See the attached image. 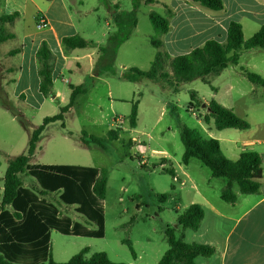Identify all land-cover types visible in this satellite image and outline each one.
<instances>
[{
    "label": "rangeland",
    "instance_id": "374dc122",
    "mask_svg": "<svg viewBox=\"0 0 264 264\" xmlns=\"http://www.w3.org/2000/svg\"><path fill=\"white\" fill-rule=\"evenodd\" d=\"M121 1L124 10L129 11L130 0ZM115 5L111 4V16L105 7H101L85 22L80 17L75 19L76 22L81 21L77 25L78 34L93 42L86 48V52L93 53V65L82 61L79 68H73L80 72L77 75L70 72L74 62L68 61L69 65L64 69L65 79L57 77L55 80L54 86L58 92L55 98H45L40 94L34 73H26L21 78L18 55L9 53L21 48L22 35L26 31L33 33L36 29L32 8L26 6L17 24L3 26L6 33L17 30L18 39L0 43V186H3L9 160L26 152L30 132L41 125L45 117L60 113L61 108L69 103L72 92L70 85L84 86L87 92L78 95L74 107L64 114V121L51 122L45 127L32 163L82 165L108 171L104 200L105 236L64 235L52 230V257L59 263L69 261L83 249L89 250L87 257L95 252H105L114 262L128 263L133 261V256L124 240H129L135 252L142 257L143 264H157L168 249L166 229L174 227L178 214L198 200L196 190L185 178L186 173L200 180L213 179L218 185L224 179L212 178L210 170L198 159H193L189 166L181 160L184 153L180 137L182 128H205L202 120L205 121L208 110L203 104L207 103L205 100L211 101V96L217 92L201 79L179 86L160 84L144 77L138 81L129 80L131 68H150L157 52L151 38L160 39V34L150 22L149 8L140 5L138 30L130 41L118 46L115 60L110 63L114 50L109 48V53L105 55L102 49L118 34L114 22ZM155 12L163 15L160 7ZM5 13L8 11L2 4L0 16ZM38 19L42 20L40 16L36 21ZM35 31L38 33L41 28ZM71 52L65 54L68 56ZM83 52L79 49L73 54ZM226 77L224 81L212 79V85L220 90L219 95H229L227 100L237 115L248 114L252 120L258 118L256 111L247 113L246 105L252 102V95L248 94L252 87L249 79L237 77L239 82L236 83L229 76ZM231 85L235 87L232 90L229 89ZM238 89L245 93L244 96L239 94ZM259 89L260 93H264V88ZM192 91L197 93L196 98L203 104L192 100ZM136 100L140 101L139 123L133 129L129 115L132 102ZM111 130L118 132L117 140L108 139ZM224 131L228 132L220 135L223 131L218 130L212 121L211 136L230 139V142L222 141V152L227 154L226 145L231 144L232 137L230 131L239 133L240 130ZM83 132L106 138L105 147L93 142L84 144ZM164 155L172 163L162 160ZM173 167L186 179L185 185L175 182L167 172V168ZM24 184L30 188L38 186L30 176H24ZM167 193H170L168 199L161 200L160 195ZM46 198L59 208L61 214L92 230L97 229L96 225L88 224L74 206L63 204L58 194L47 195ZM191 234L186 233L188 240Z\"/></svg>",
    "mask_w": 264,
    "mask_h": 264
},
{
    "label": "trees",
    "instance_id": "16d2710c",
    "mask_svg": "<svg viewBox=\"0 0 264 264\" xmlns=\"http://www.w3.org/2000/svg\"><path fill=\"white\" fill-rule=\"evenodd\" d=\"M3 0H0V6ZM152 3L154 0H133L132 9L117 11L115 5L114 22L117 26V35L111 38L107 47L102 49L103 54L114 50L113 60L120 44L131 37L138 22L140 3ZM202 6L220 11L224 8L222 0H193ZM103 5L111 6L110 0H100ZM19 13L0 16V43L13 39L15 36L3 30L5 24H13ZM172 11L167 8L163 16L155 11L149 12L150 22L160 35L170 31L168 17ZM37 25H41L40 19ZM152 45L157 49L151 66L148 70L136 67L130 69L134 77H144L158 83L179 86L182 83L202 79L210 84V76L220 74L229 65L237 64L243 50L264 48V25L249 40H244L242 25L232 21L227 30L225 42L215 39L208 40L203 46L191 50L187 54L171 56L163 48L159 38H151ZM93 44L82 36L70 35L62 38L64 53L76 49H86ZM22 48L11 50L10 55H16ZM38 76L40 78L38 90L45 98H55L53 72L56 55L49 44L43 41L36 54ZM169 67V69L167 68ZM245 75L253 84L264 87V78L256 73L245 71ZM72 90L69 103L61 108L60 113L47 116L43 123L35 127L29 136L28 148L25 153L9 160V164L0 186V264H129L114 262L105 252H95L87 257L88 249H83L63 263L53 260L51 249V231L55 230L64 235L103 238L105 236V208L107 175L105 168H96L81 165H54L33 164V158L41 141L45 127L55 121H64V114L75 105L79 94L87 92L84 86L70 85ZM197 93L191 92L192 100L203 104L196 98ZM192 104V102L190 103ZM6 107V106H5ZM9 109V108H8ZM139 100L132 102L129 115L131 128L138 126ZM208 114L205 121L211 118L217 129L235 128L246 130L250 128L247 119L239 117L232 109L219 104L215 100L207 103ZM64 127L65 124L62 123ZM184 145L182 162L188 164L191 159H198L211 172L213 178H226L227 186L222 190L221 197L228 203H235L237 195L233 190L237 184L242 194H256L260 191V181L263 178L262 160L260 155L251 150H244L236 161L227 158L217 139L207 137L200 129L183 127L180 133ZM119 138L116 130L108 133V139ZM106 138L88 135L83 132L84 144L93 142L105 147ZM166 161V158L162 159ZM167 172L175 176L173 168ZM24 176L33 177L38 186L30 188L24 184ZM58 194L59 200L67 205L74 206L78 214L82 215L88 224L97 226L96 230L73 220L70 216L61 214L59 208L48 201L46 196ZM170 193L160 195L161 200H167ZM204 209L199 204H192L178 214L174 227L166 229L168 249L164 252L158 264H196V258H209L214 255V246L184 241L186 230H199L204 219ZM133 256L136 252L129 240H124Z\"/></svg>",
    "mask_w": 264,
    "mask_h": 264
},
{
    "label": "crops",
    "instance_id": "0c3cea01",
    "mask_svg": "<svg viewBox=\"0 0 264 264\" xmlns=\"http://www.w3.org/2000/svg\"><path fill=\"white\" fill-rule=\"evenodd\" d=\"M222 1L224 8L220 11L208 9L193 0H154L152 3L142 1L140 5L148 7V13L160 7L162 8L163 16L166 15L167 8L172 11V16L168 17L170 31L160 35V40L163 43L164 50L175 57L187 54L191 50L203 46L211 39L225 42L227 30L232 21H237L242 25L245 41L249 40L264 25V0ZM110 3L119 5L118 12L125 11L121 0H110ZM2 4L8 11L5 14L19 13L18 18L13 24H17V20L21 17L22 12L29 5L35 17V28H41V31L38 33H36L35 29L33 33L32 31H26L22 35V49L17 54L20 62V77H24L26 73H34L37 87L39 86L40 78L38 76V65L35 54L43 41L49 44L51 50L56 55L53 72L55 85L57 77L62 80L65 79L64 69L69 65L68 61L72 60L74 62L70 66V72H74L77 75L80 72L74 71L73 68H79L82 65V61H88L91 66L93 65V53L86 52V49H82L84 52L76 55L73 53L79 49L73 50L68 56L62 49L63 37L78 34L77 25L81 21L76 22L75 19L80 17L85 22L86 18L92 16L93 13L99 12L101 7H105L111 16V6L103 5L100 0H3ZM130 4L131 10L133 0H130ZM37 16L41 17V21L44 22L43 26H37ZM138 27L139 18L131 37L122 44L131 40ZM69 31L72 34H68L70 33ZM11 34L15 36L14 40L18 39L17 30L12 31ZM96 43L102 44L98 41ZM245 71L259 74L264 78V48L243 50L237 64L229 65L220 74L208 77L207 79L210 81L209 85L217 92V94L211 96L212 100L233 110L234 107L227 100L229 95L220 96L218 92L220 90L212 85V79L217 78L224 81V79H227L226 76H229L231 81L238 83L237 77L247 78ZM92 77L94 78L93 75ZM129 77H134L133 73ZM141 78L143 77L136 76L135 81ZM203 82L208 84L206 81ZM232 87L234 85H231L229 89L232 90ZM259 88L264 87L252 83V87H250L251 93H248L252 95V102L246 105L247 113L256 111L259 113L258 118L252 120L248 114H238L239 117L249 121L250 128L240 130L239 133L230 131L232 133L231 144L227 143V154L223 153L232 161L238 160L244 150L255 151L260 155L263 178L260 181L259 193L242 194L238 185L234 184L233 190L237 195V201L233 204L228 203L221 197L222 190L228 184L226 178L223 181L220 180L218 185L213 179L200 180L193 174L186 173L185 178L193 185L198 195V200L195 204H199L204 209L205 216L199 230L193 231L188 229L184 232V241L188 243L208 244L214 246L216 249L214 255L209 258L201 256L196 258V264H264V93H260ZM54 90L58 95L55 86ZM238 90L240 91L239 94L244 96L245 93H242L241 89ZM205 102L208 103L210 101L205 100ZM200 120L202 119H198V121ZM202 121L206 126L200 130L207 137L213 138L211 130L214 119L211 118L209 122ZM227 129L234 130L235 128ZM227 129L220 130L223 131L220 135L227 133L228 131H224ZM217 140L220 142L221 150L222 141L230 142L228 137ZM164 158L171 162L169 157L164 155ZM192 160L188 164H183L189 166ZM173 169L175 171V176H173L174 181L185 185L186 179L174 167ZM219 179L221 178L217 180ZM187 232L192 233L189 240L186 237ZM136 255L133 261L128 262L129 264H143L142 257L137 253Z\"/></svg>",
    "mask_w": 264,
    "mask_h": 264
},
{
    "label": "water",
    "instance_id": "95a60500",
    "mask_svg": "<svg viewBox=\"0 0 264 264\" xmlns=\"http://www.w3.org/2000/svg\"><path fill=\"white\" fill-rule=\"evenodd\" d=\"M203 106H204V107H207V105H206V104H203Z\"/></svg>",
    "mask_w": 264,
    "mask_h": 264
},
{
    "label": "built area",
    "instance_id": "2783aa9c",
    "mask_svg": "<svg viewBox=\"0 0 264 264\" xmlns=\"http://www.w3.org/2000/svg\"><path fill=\"white\" fill-rule=\"evenodd\" d=\"M40 26H43V25H42V23H41V25H40Z\"/></svg>",
    "mask_w": 264,
    "mask_h": 264
}]
</instances>
